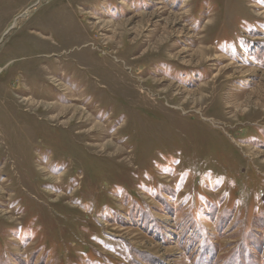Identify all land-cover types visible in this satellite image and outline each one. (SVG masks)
<instances>
[{
    "label": "rangeland",
    "instance_id": "374dc122",
    "mask_svg": "<svg viewBox=\"0 0 264 264\" xmlns=\"http://www.w3.org/2000/svg\"><path fill=\"white\" fill-rule=\"evenodd\" d=\"M0 264H264V0H0Z\"/></svg>",
    "mask_w": 264,
    "mask_h": 264
},
{
    "label": "bare ground",
    "instance_id": "6f19581e",
    "mask_svg": "<svg viewBox=\"0 0 264 264\" xmlns=\"http://www.w3.org/2000/svg\"><path fill=\"white\" fill-rule=\"evenodd\" d=\"M125 65H126V63H125ZM54 81V80H53ZM55 82V81H54ZM128 82V81H127ZM126 82V83H127ZM78 86V85H77ZM30 89V88H29ZM32 89H30V91H31ZM76 91H77V89H76ZM76 91H73L72 93H74V92H76ZM76 94V93H75ZM55 98V97H54ZM131 101V100H130ZM28 102H31V104H34V103H32V101H29L28 100ZM75 102H79V101H75ZM42 105V104H41ZM75 107V108H74ZM38 109H41V108H38ZM64 110H66V109H64ZM73 110L75 111L74 113H73V120H74V118H78V117H80V118H84L85 117V115H86V121H84V122H80L79 124H92L91 123V116H93V114H91V112L89 113V112H86V111H83L81 108L79 109V108H77L76 106H73ZM38 112V111H37ZM82 115V116H81ZM88 115H91V116H88ZM56 119V118H55ZM79 119V118H78ZM60 121V120H59ZM71 124H74L73 122H71ZM93 125V124H92ZM69 126V129H71L74 125H68ZM97 126L98 125H93L92 126V131L91 132H93V133H91V134H87L88 136H92V137H94L95 139L96 138H98L101 134H100V131L99 130H97L98 128H97ZM103 130V129H102ZM104 131V130H103ZM109 147L111 146V144H109L108 145ZM113 157V156H112ZM73 160V159H72Z\"/></svg>",
    "mask_w": 264,
    "mask_h": 264
}]
</instances>
